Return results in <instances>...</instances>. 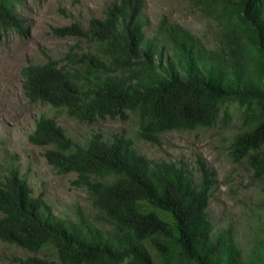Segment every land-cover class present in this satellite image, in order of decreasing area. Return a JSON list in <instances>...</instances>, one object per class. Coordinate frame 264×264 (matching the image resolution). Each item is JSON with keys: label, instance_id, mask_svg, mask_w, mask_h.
I'll return each mask as SVG.
<instances>
[{"label": "trees", "instance_id": "1", "mask_svg": "<svg viewBox=\"0 0 264 264\" xmlns=\"http://www.w3.org/2000/svg\"><path fill=\"white\" fill-rule=\"evenodd\" d=\"M188 1L215 23L213 44L166 17L150 37L146 0H111L88 28L56 29L94 50L28 65L25 93L83 123L133 115L150 142L167 131L226 128L230 156L262 181L264 206V0ZM22 3L0 0V35H26ZM28 138L47 148L57 172L77 174L96 211L95 220L56 216L10 166L0 179V242L53 256L29 264H247L233 231L215 232L208 209L217 180L203 159L196 177L185 164L150 160L124 135L78 143L46 114ZM261 250L251 264H264Z\"/></svg>", "mask_w": 264, "mask_h": 264}, {"label": "rangeland", "instance_id": "2", "mask_svg": "<svg viewBox=\"0 0 264 264\" xmlns=\"http://www.w3.org/2000/svg\"><path fill=\"white\" fill-rule=\"evenodd\" d=\"M111 0H23L26 35L9 31L0 35V179L15 166L28 180L36 195L43 194L55 215L76 221L78 213L96 219L87 189L76 184V173H59L47 161V148L29 141L37 117L46 114L65 129L76 142L84 144L93 135L106 138L124 135L135 141L137 150L152 161H169L189 166L196 177L199 159L215 172L216 185L208 209L215 232L231 229L243 249L247 264L255 253H264V206L260 199L262 181L246 160L230 156L226 128L167 131L159 142L139 136V121L106 119L88 124L69 117L49 104L33 103L25 93L23 70L49 59L62 60L69 51L94 50V44L75 36H59L57 28L74 22L88 28L93 17H103ZM144 16L149 21L148 36L155 35L164 17L179 23L207 44L215 40L216 26L188 0H146ZM164 60L172 55L164 49ZM231 127V126H230ZM1 216V214H0ZM99 226L109 228L103 222ZM53 258L49 251L32 252L0 242V264H29V259Z\"/></svg>", "mask_w": 264, "mask_h": 264}]
</instances>
